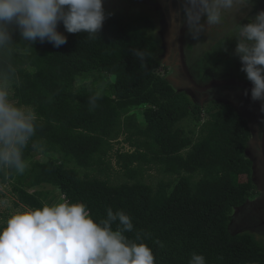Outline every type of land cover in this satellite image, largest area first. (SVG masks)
Instances as JSON below:
<instances>
[{"label": "trees", "instance_id": "1", "mask_svg": "<svg viewBox=\"0 0 264 264\" xmlns=\"http://www.w3.org/2000/svg\"><path fill=\"white\" fill-rule=\"evenodd\" d=\"M108 13L95 38L68 33L60 22L67 42L59 47L47 39L28 41L9 25L11 39L0 46V81L13 102L35 110L37 120L22 149L25 171L0 164V184L10 183L15 205L26 208L44 205L37 188L48 184L63 200L84 203L96 221L107 218L109 207L124 211L133 223L125 235L139 234L155 264H189L193 253L206 264H264L258 222L231 229L233 210L257 189L247 119L229 103L200 104L170 84L166 67L158 72L161 38L148 14ZM134 109H141L142 122ZM189 119L197 131L180 126ZM123 133L134 150L116 152L115 162L132 182L79 174L103 173L111 143ZM36 151L45 159H34ZM150 164L176 181L153 188L138 179ZM112 227L122 226L117 220Z\"/></svg>", "mask_w": 264, "mask_h": 264}, {"label": "clouds", "instance_id": "2", "mask_svg": "<svg viewBox=\"0 0 264 264\" xmlns=\"http://www.w3.org/2000/svg\"><path fill=\"white\" fill-rule=\"evenodd\" d=\"M237 2L183 0V22L195 38L201 31V20L218 25L223 13ZM239 2L247 5L250 0ZM110 15L104 0H0V46L11 39L9 25L13 23L24 39H47L59 47L67 42L58 31L60 22L68 33H87L95 38ZM236 36L235 54L253 85L251 98L264 101V10L248 23L237 25ZM136 54L142 59L145 55ZM36 120L33 108L13 102L10 92L0 86V164L14 165L18 173L25 171L22 149L35 132ZM117 220L122 227L113 229L112 222ZM132 231L130 216L121 210L113 212L111 207L107 208V218L98 221L82 202L64 200L26 208L0 223V264H155L152 250L139 234L135 239L125 235ZM189 264H206V260L193 253Z\"/></svg>", "mask_w": 264, "mask_h": 264}, {"label": "flooded vegetation", "instance_id": "3", "mask_svg": "<svg viewBox=\"0 0 264 264\" xmlns=\"http://www.w3.org/2000/svg\"><path fill=\"white\" fill-rule=\"evenodd\" d=\"M172 1L176 2L173 20L176 22L178 21L181 25L184 16L183 3H180L181 0ZM159 9L162 10V16H160L162 24H168V21L171 19L170 16L166 17L168 9L167 11L166 9L163 10L161 4ZM261 10H264V0H257L256 2L250 0L247 5L240 3L238 0L232 9L226 10L223 13V19L220 24L208 25L206 18L201 20V31L195 38L189 27L186 29L184 36V54L190 73L197 84L205 86L213 81L221 80H236L252 84L251 81L246 78V73L241 71V61L235 54V47L237 44L236 27L239 24L248 23L250 19L254 18V16ZM179 14L181 18H177ZM159 36L161 38V50L159 52L160 62L162 64L161 70L163 72V67H166L163 73L166 78H170L171 74L175 71L173 72V67L171 68V66H169L173 63L168 64L170 57L167 56L165 50L167 45L166 35H163V37H161V35ZM174 75L177 76L178 73L175 72ZM174 84L178 90H184L191 93L195 101L200 104L208 100H219L224 103H229L241 116L242 112L247 115L250 129V123H254V120L249 118L246 110L255 114L257 136L254 143L253 139L250 138L251 140L248 147L249 150V148L254 145V154H252V156L250 153H247V155L252 160L251 179L257 187L258 193L261 196L260 198H262L264 194V163L261 155V146L259 145L264 134V119L261 127L259 124L260 118L262 117V106L254 105L248 101V98H243L236 92H234V97L232 96L231 99H223L222 97L216 98L215 93H213L220 90V88H239L246 90L243 87L214 86L205 92L196 91L194 89L190 90L186 88L187 83L181 74L178 78L174 79ZM200 96H202V98ZM262 103H264V101H262ZM250 107L253 110H250ZM245 206L247 205H244V207ZM255 226L261 228L259 234L264 237V230L262 229L264 228V214L263 219Z\"/></svg>", "mask_w": 264, "mask_h": 264}, {"label": "rangeland", "instance_id": "4", "mask_svg": "<svg viewBox=\"0 0 264 264\" xmlns=\"http://www.w3.org/2000/svg\"><path fill=\"white\" fill-rule=\"evenodd\" d=\"M255 2L257 0H254ZM180 3H183L181 0ZM160 4L166 5V0H104V8L106 12H119L122 13L126 18L133 17V16H140V14H148L149 19H151L155 25L153 34L154 35H163L167 36V24H162V20L160 16H162V10L159 9ZM257 4V3H256ZM167 11V9H166ZM167 17V14H166ZM171 59L169 58L168 64H171ZM171 68L173 67L172 64L169 65ZM158 72L162 73L161 68L158 69ZM172 76V74H171ZM0 86H3L7 89L6 84L4 81H0ZM8 90V89H7ZM9 91V90H8ZM10 92V91H9ZM234 92L242 96L243 98H248V101L253 103L257 106H262V101L260 100H252L251 93L247 92L246 90L239 89V88H220L213 93H215L216 98L222 97L223 99H231L232 96L234 97ZM208 95V94H207ZM202 98V96H200ZM204 98V97H203ZM252 105V104H251ZM253 106V105H252ZM239 108V106H238ZM258 108V107H257ZM250 110H253L250 107ZM250 119L254 120V123H250L253 143L256 140L257 136V127L255 125V114L246 110ZM131 113H134L135 116L138 118L139 122L143 121V117L141 114V109H134ZM251 113V114H250ZM242 117L247 119V115L243 112L241 113ZM248 118V119H249ZM264 119V110H262V117L260 118V127L263 124ZM180 126L188 132L190 131H197L198 125L192 121L191 119L185 120L180 123ZM196 136V135H195ZM125 133L120 134L116 141H112V149L109 153V157L106 161L109 162V167L105 169L103 173H99L95 170H84L78 169L80 175H84L88 173L90 176H97L100 178L109 177V180L113 184H119L123 182H132L128 177L123 174V169L116 164L115 162V153L116 152H132L134 148H132L127 141H125ZM254 145L250 147L248 150V154H254ZM145 151V149H143ZM147 152V151H146ZM34 159L36 160H43L45 159V155L41 154L40 151L33 152ZM147 157H150L151 154L147 152ZM253 156V155H252ZM72 167V165H69ZM145 168L144 172L141 176L138 175V179H142L143 182L146 184L151 185L155 188L160 182L165 183L170 180L173 182L176 181L175 177H171L163 173L158 166L155 164H150L148 167L146 165L143 166ZM108 176H107V175ZM241 180H245V177H241ZM41 192V200L43 201L44 205H52L56 203L63 202V196L60 194L59 190L54 186L43 184L37 188ZM256 189L251 198L248 200L247 206H242L240 208L234 209L232 212V224L231 229L236 232L242 229L243 226L248 224H255L263 219L264 214V194L262 198ZM16 197L12 193V188L10 183L0 184V223H4L12 214L16 213L17 211H21L26 209L24 206L15 205ZM264 230V228H262ZM263 238V237H261Z\"/></svg>", "mask_w": 264, "mask_h": 264}, {"label": "water", "instance_id": "5", "mask_svg": "<svg viewBox=\"0 0 264 264\" xmlns=\"http://www.w3.org/2000/svg\"><path fill=\"white\" fill-rule=\"evenodd\" d=\"M170 5L171 3L166 5L162 4L163 7L167 6L166 8L168 9L167 16L171 17L170 21L168 22V29L166 36L167 45L165 50L167 56L170 57L171 62L173 63L172 64L173 72L175 71L178 73V75L175 76L174 75L175 72H174L172 73V76H170V78H167L170 84H172V86H174V88L177 89L174 84V79L178 78V76L181 74L187 83L186 88L190 90L194 89L196 91L205 92L214 86H229V87L235 86V87H243L247 91L251 92V88L253 86L252 84L236 81V80L213 81L205 86L199 85L194 81L190 73V70L188 68L184 54V36H185V31L188 28V25L184 22L180 25L178 21L176 22L175 20H173L174 11L173 9H171L172 5L171 6ZM178 17L181 18L180 14L177 16V18ZM259 145L261 146V155L264 163V134L262 136V140Z\"/></svg>", "mask_w": 264, "mask_h": 264}, {"label": "crops", "instance_id": "6", "mask_svg": "<svg viewBox=\"0 0 264 264\" xmlns=\"http://www.w3.org/2000/svg\"><path fill=\"white\" fill-rule=\"evenodd\" d=\"M169 3H171V5H172V6L170 5V6L172 7V8H171V7H170V8L173 9V11H174V10H175V4H176V2H173L172 0H167V1H166V4H169ZM162 8L165 10V9L167 8V6H165V7L162 6ZM173 13H174V12H173ZM168 22H169V21H168ZM167 25H168V24H167Z\"/></svg>", "mask_w": 264, "mask_h": 264}]
</instances>
